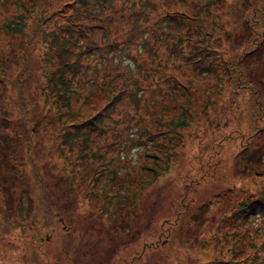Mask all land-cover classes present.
I'll return each instance as SVG.
<instances>
[{
    "label": "trees",
    "instance_id": "trees-1",
    "mask_svg": "<svg viewBox=\"0 0 264 264\" xmlns=\"http://www.w3.org/2000/svg\"><path fill=\"white\" fill-rule=\"evenodd\" d=\"M254 2L264 4V0H152L144 14L158 15L160 20L145 35V22L138 28H125L141 14L134 11V0H0V32L18 38L7 49L0 43V228L25 230L31 221L41 224L38 218L21 225L22 217H32L37 205L43 206L42 212L49 211V216L41 217L44 223L52 218L48 174L65 186L60 198L64 210L73 212L80 196L97 207L100 221L106 219L105 214L110 216L108 230L123 237L109 246L114 247L131 238V229L139 231L134 226L138 204L124 196L132 185L127 179L131 169L149 170L151 179L162 172L178 176L183 192L177 204L185 205L191 186L203 192L207 181L215 180L208 170L216 163L212 162L215 154L228 142L239 140L240 151L256 155L264 164V143L252 147V141L264 132L262 88L252 90V113L238 118L244 125H252L250 135L238 137V132H230L226 139L217 135V142L203 144L204 152L197 149L198 143L192 145L203 132L208 135L207 126L223 115L221 109L229 111L231 104L242 108L235 100L229 102L242 87L238 76L258 68L264 73L263 61L244 58L264 48V42L257 40L262 33L250 28L255 21L251 17ZM233 10L238 17L228 24V12ZM238 27H242L239 36L246 39L222 40ZM24 44H31L29 53ZM31 64L35 68L27 69ZM94 71L102 74L99 81L91 77ZM86 82L93 90L84 94ZM99 89L107 102L91 103L88 110L86 105ZM157 97L161 102L160 98L156 102ZM132 139L150 144L143 150L145 159L142 155L135 163L127 155ZM147 157L159 159L148 165ZM182 163L187 171L179 174ZM26 177L33 184L24 182ZM15 182L27 193V213L21 203L16 212L12 210ZM220 193L215 197L224 196ZM251 205L264 208V190L253 200L238 203L224 217L230 224V236L226 235L230 245L223 249L219 240L218 248L204 254L214 253L208 264H264V222L249 224L255 217ZM187 207L181 205L177 210L175 223ZM147 222L155 226L156 220L150 217ZM165 224L170 222L161 223ZM245 224L251 229L241 234Z\"/></svg>",
    "mask_w": 264,
    "mask_h": 264
},
{
    "label": "rangeland",
    "instance_id": "rangeland-1",
    "mask_svg": "<svg viewBox=\"0 0 264 264\" xmlns=\"http://www.w3.org/2000/svg\"><path fill=\"white\" fill-rule=\"evenodd\" d=\"M150 1L152 0H134V11L141 14L137 18L130 19L126 23L125 28H138L140 23L145 22L144 27L147 32L143 34L147 35L150 31H153L160 18L158 15L146 17L144 14L148 3L150 5ZM237 17V10L228 12V24L234 23ZM251 17L255 21L253 23L250 22V28L252 30L257 29V31L262 33L260 35L262 37L257 40L260 39L261 42H264L263 3L260 5V3L254 2ZM241 23H245V21H241ZM241 30L242 27H238L231 37H225L222 40L230 43L243 41L246 37L245 35L244 37L239 36L238 33ZM17 39V37L7 34L4 30L0 32V43L5 49L15 45ZM23 48H26L29 53L31 44H24ZM39 52L40 49L37 51L38 57ZM108 55L111 56V53ZM34 56L35 54L32 55V57ZM124 57L122 55V59ZM244 58H258L264 62V48L255 50L245 55ZM125 59L131 62L129 57H125ZM239 59L238 57L237 60ZM235 66L239 68L237 65ZM255 66L252 64L251 67L254 68ZM26 68L34 69L35 66L31 64ZM252 72L248 73L246 71V73H242V77L238 76L239 82H242V87L237 89V97L230 96L229 102H234L231 100H235L242 108L235 109L233 104L230 103L229 111L227 107L221 109L223 115L207 126L208 135L206 136L205 131L202 133L201 138L197 139L195 137L196 139H194L192 145L198 143L197 149L204 152L203 144L217 142L216 140L219 139L217 135H221L222 139H226L230 132H238V137L242 135L248 136L250 133L249 128L252 129V125L248 126L240 122L239 115L247 112L252 113L251 103L253 101H249L250 95H255L252 90H258L260 87L264 89L262 68ZM226 75L229 76L230 74L226 72ZM101 76L102 74L98 71H94V74H91V77H95L97 81H99L98 77L101 78ZM82 90L86 94L92 91L93 87L89 82H86L85 86H82ZM102 92L101 89L94 91L91 102L86 105L88 110L91 103L107 102L108 99L105 101ZM163 97L164 95H162ZM222 97H224L225 101L227 100V94ZM222 97L219 96V98ZM159 98H156V102ZM162 98H160V102ZM212 98H217V95H212ZM259 101L263 102L262 98ZM207 111L212 113V108H208ZM214 113L219 115L218 110ZM225 118L228 119L227 122L224 121ZM242 119L246 121L245 118ZM231 128L235 129V131H230L229 129ZM176 140L177 138L173 139V141ZM238 141L236 143L233 141L228 142L229 144L221 147L220 152L215 154L216 156L213 159L216 160L217 157H220L216 161L212 159V162L216 163L208 170L209 174H214L215 180H208L203 192L202 189L200 191L193 189L192 186L190 187L188 198L184 199L185 205H183L184 203L181 204L182 208L188 205L187 211L182 213L176 223L174 222L177 218L176 212L181 209V205L177 203H179V197H181V192H183V188H181L183 184L180 183L178 176L174 177L172 173L164 174L162 172L157 175V178L152 177L151 179V171H143L137 167L133 170L131 169V174L127 179H131L132 185L125 190L124 196L126 201L129 199L133 204H138L135 210L138 218L134 226L139 227V231L137 228L131 229L128 237L132 239L134 237V239L129 240L131 238H126L128 240L114 247L109 246L114 245L123 237L112 229L108 230L109 222L111 221L110 216L105 214L106 219L100 221L96 217L99 214L96 210L97 207L95 205L91 207V204L84 202L80 196H78L79 202L73 206V212L67 211L68 209L64 210V200H60V198L65 186L58 185L55 176L46 174L50 191L49 199L52 200L51 209L53 208L54 210L53 212L51 211L52 218H49L50 220L44 223L41 217L43 215L49 216V211L42 212L44 211L43 206L37 205L32 217H30V214L22 217L21 225L25 226L29 224L30 220H38V218L43 223H36L37 225H35L32 223L34 221H31L28 227H24L25 230L14 226L9 230H6V227L0 228V264H208L209 259L213 260L211 255L214 253L210 255L204 254L211 253L218 248L219 240L223 249L230 245L226 238V235L231 232L230 224L227 220H224V217L229 215L238 203L253 200L254 195L258 191L264 190V164H260L256 155L247 151H240ZM244 142L246 141L240 140V143ZM259 143H264V132L252 141V147H256ZM130 144L131 147L127 155L131 157V162H137L142 155L141 159L143 157L145 159L143 150L146 147L149 148L150 144L142 145L135 139H132ZM187 151L185 149V155ZM158 156L163 159L160 152H158ZM159 157L156 159L147 157V164L152 165L151 162L156 164V160ZM262 159L264 160V152ZM185 165V163H182L177 173L182 174L187 171ZM144 174L145 176H143ZM23 181L33 184L27 177ZM187 185L189 186V184ZM84 187L82 186L81 189ZM13 188L12 210L16 212L18 203H21L24 206V212L26 209L27 213L29 210L27 209L29 201L27 193L22 190L23 186H20L17 182L13 183ZM219 192L224 196L215 197ZM191 201L194 202L193 205L190 203ZM263 209V207L258 205L250 206L249 210L255 213V217L249 224L260 226L264 222ZM2 213H4L3 210ZM13 213L11 214L13 215ZM15 216L20 219V215L15 213ZM150 217L156 220L155 226L152 224L154 223L153 221L152 225H147V219L149 220ZM7 218L10 219V217ZM165 221L170 222V224L161 225ZM156 226L159 229L155 228ZM246 228H250V226L245 224L240 231L241 234H246ZM160 229L162 230L161 232L157 231ZM138 233L140 235H137ZM112 250H114L113 257L110 254ZM110 260L111 263H109Z\"/></svg>",
    "mask_w": 264,
    "mask_h": 264
},
{
    "label": "flooded vegetation",
    "instance_id": "flooded-vegetation-1",
    "mask_svg": "<svg viewBox=\"0 0 264 264\" xmlns=\"http://www.w3.org/2000/svg\"><path fill=\"white\" fill-rule=\"evenodd\" d=\"M256 66H257V65H256ZM251 73H253V72H251ZM260 88H261V87H260ZM260 88H259V89H260ZM262 88H263V87H262ZM259 89H258V90H259ZM70 246H72V245H70Z\"/></svg>",
    "mask_w": 264,
    "mask_h": 264
},
{
    "label": "bare ground",
    "instance_id": "bare-ground-1",
    "mask_svg": "<svg viewBox=\"0 0 264 264\" xmlns=\"http://www.w3.org/2000/svg\"><path fill=\"white\" fill-rule=\"evenodd\" d=\"M156 245V244H155Z\"/></svg>",
    "mask_w": 264,
    "mask_h": 264
}]
</instances>
